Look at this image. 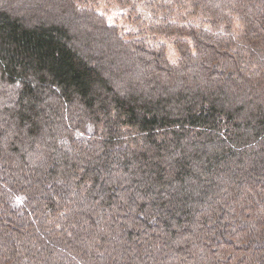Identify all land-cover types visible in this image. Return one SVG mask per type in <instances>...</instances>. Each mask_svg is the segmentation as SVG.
Masks as SVG:
<instances>
[{
	"label": "trees",
	"instance_id": "trees-1",
	"mask_svg": "<svg viewBox=\"0 0 264 264\" xmlns=\"http://www.w3.org/2000/svg\"><path fill=\"white\" fill-rule=\"evenodd\" d=\"M98 1L0 0V264H264V0Z\"/></svg>",
	"mask_w": 264,
	"mask_h": 264
},
{
	"label": "rangeland",
	"instance_id": "rangeland-1",
	"mask_svg": "<svg viewBox=\"0 0 264 264\" xmlns=\"http://www.w3.org/2000/svg\"><path fill=\"white\" fill-rule=\"evenodd\" d=\"M96 10L105 16L109 24L117 25L124 34L128 33L131 29H134L135 26L138 25L135 20L129 21L127 19V14L130 13L127 6L119 5L112 0H99L96 5ZM166 47L167 57L170 60H175L177 58V52L172 44L168 42L166 43ZM10 126L11 124L8 123L5 128L11 130L13 126ZM22 128L18 131L17 136L21 135V130L23 131L24 129ZM7 136L10 135L8 134ZM8 139H10V137H8Z\"/></svg>",
	"mask_w": 264,
	"mask_h": 264
}]
</instances>
